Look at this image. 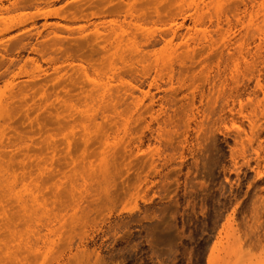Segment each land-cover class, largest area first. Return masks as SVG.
Segmentation results:
<instances>
[{"label":"rangeland","instance_id":"rangeland-1","mask_svg":"<svg viewBox=\"0 0 264 264\" xmlns=\"http://www.w3.org/2000/svg\"><path fill=\"white\" fill-rule=\"evenodd\" d=\"M0 9L1 105L16 93L0 167L12 193L47 205L34 229L55 232L49 259L40 242L20 245L27 221L0 192V243L19 259L5 246L0 264H264V43L246 26L253 15L264 31V0ZM113 74L133 96L117 101L121 117L98 113L85 138L90 81L116 87Z\"/></svg>","mask_w":264,"mask_h":264},{"label":"bare ground","instance_id":"bare-ground-1","mask_svg":"<svg viewBox=\"0 0 264 264\" xmlns=\"http://www.w3.org/2000/svg\"><path fill=\"white\" fill-rule=\"evenodd\" d=\"M18 3L19 2L14 3L13 7H15V8L19 7ZM8 9L9 8H6V10H8ZM246 26H247L248 29H250L252 31V33H257L259 35V37H260V41L262 43H264V31H263L262 26L255 22V16L250 15L249 21L247 22ZM8 30H10V28H4L2 31L3 32H7ZM230 32H231V29H230V27H228V29L226 30L225 34L223 35V39L225 40V42L227 44H228V42H230V40H229ZM115 33H116V30H115ZM115 33L112 31V35H115ZM117 40H118V42H121V38L118 36V34H117V39L115 40L116 43H117ZM246 45H247V42H245V41L239 43V51H240L241 56H243L245 54ZM120 60L122 62L126 61V59H124L123 57H121ZM114 79H116V81L118 82V86H120L121 89H118L119 88L118 86H116V87L107 86L105 83H102V80H100V79H92L90 81V83L93 85L94 88H96V90H97L96 93H98L96 95V97L91 100V104H93V105L88 106L87 109L84 110V111L83 110H79L78 111V108L75 107V110H77L79 113H81V115L84 117L86 122L90 123V125H85V126L82 127L83 130L86 132L85 138H87V136L90 135V133H88V131H89L91 125L96 124L95 122H96L98 113H101L102 115H104L106 112H111L112 111L115 115L121 117V114L118 111L119 104H118L117 101L120 98L129 97V96L132 97L133 96V88H134V86L130 82L125 81L124 79L119 77V75H117V74H113L112 80H114ZM9 90H6V91L9 92ZM11 90H14L13 87H12ZM6 91L3 92L0 95V100H1L0 101V144L3 143V136H4V133L1 130L2 129L1 127H3L1 122L4 121V120L7 121L5 119V116H7V115L11 116L10 113L11 114L13 113V112H11L10 106H8L9 105L8 101H10V99L12 100V98L15 97L14 95L16 94L15 93L14 95H12L10 97H8V95H9L8 94L6 96V97H8L7 101L5 102L6 104L1 105V102L3 103L2 97L4 96V98H5V95H3V94H5ZM9 109H10V111H9ZM261 112H262V110H260V113ZM86 140H88V139H86ZM119 140L121 141L119 136H115V137H113V140L108 143L109 148H110L111 151H113L115 149V147L118 145V143L120 142ZM85 142H87V141H85ZM2 169L3 168L0 167V192L3 194V197L6 194V197L7 196L11 197L14 201H16L20 211L23 214L24 220L27 221L26 222V224H27V231H26L27 232L26 233L27 238L22 240L21 239L22 236H20V239H21V242H22V243H20V245L22 244L25 248L30 249L32 251V250H35L37 248L38 243L40 242L42 244V246L39 247V251L45 254V259L51 258V256H53V251L55 249L54 248V245H55L54 241L50 239L52 233H54L53 235H55V232H53V231H51L49 229L50 228L49 226L51 224H53V221H51L52 218H50L51 214H49V215H47V217H45L46 223H48L47 224L48 226L47 225H46V227L44 226L45 229L47 227H49L48 230H47L49 232V234H41V231L39 229H34V227L31 225V223H33V220H34L33 219L34 218L33 217V213L35 212V214H36L37 209H40L43 213H45V212L47 213L48 212L47 205L45 203H42L39 200V197L35 196L34 194H32L29 197V199L26 200L20 194L12 193V190H9V189H11L10 188L11 186H10V184L8 182V179H4L5 176L2 173L3 172ZM29 203H31V204H29ZM55 218L58 219L57 217H55ZM38 221H40V220H38ZM57 223L59 224V221H57ZM62 227H64V226H62ZM13 234H16V233H13V230H12V234L11 235L13 236ZM13 237L19 238L17 236H13ZM0 242H1V240H0ZM5 246H6V249L8 250V253H6V257H7V254H8V259L9 260H14V263L17 260H19L16 251H12V249H10L8 244L5 245L3 243L2 246H1V243H0V260H1V262L4 261L3 253H4V247ZM1 255H3V258H2Z\"/></svg>","mask_w":264,"mask_h":264}]
</instances>
